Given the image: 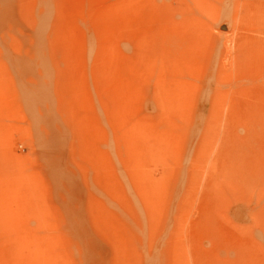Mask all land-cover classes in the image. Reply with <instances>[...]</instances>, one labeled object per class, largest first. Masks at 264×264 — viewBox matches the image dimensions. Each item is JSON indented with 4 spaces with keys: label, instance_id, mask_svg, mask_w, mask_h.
<instances>
[{
    "label": "rangeland",
    "instance_id": "1",
    "mask_svg": "<svg viewBox=\"0 0 264 264\" xmlns=\"http://www.w3.org/2000/svg\"><path fill=\"white\" fill-rule=\"evenodd\" d=\"M149 1L0 0V264H264V0Z\"/></svg>",
    "mask_w": 264,
    "mask_h": 264
},
{
    "label": "bare ground",
    "instance_id": "2",
    "mask_svg": "<svg viewBox=\"0 0 264 264\" xmlns=\"http://www.w3.org/2000/svg\"><path fill=\"white\" fill-rule=\"evenodd\" d=\"M134 2V4H133V6H132V9H133V23H134V25H135V23H136V25L138 26V25H144V26H146L145 24H149V23H151L150 22V17L153 15V13L150 11V8H149V0H133ZM184 1V0H183ZM194 2V1H193ZM195 2H196V4H198V5H202L201 4V2H200V0H195ZM181 3H182V1H181ZM188 3H189V1H188ZM191 3V2H190ZM186 4V3H185ZM151 5V4H150ZM190 5H192V4H190ZM263 6H264V4H263ZM142 7L145 9L144 10V12L142 11ZM193 7V6H192ZM202 7V6H201ZM146 12V13H145ZM169 15V14H168ZM181 15V14H180ZM166 17V16H165ZM174 17V16H173ZM166 22H168V19H166ZM165 22V23H166ZM188 27V26H187ZM186 27V28H187ZM143 29V28H142ZM189 29V28H188ZM143 30H147L146 28H144ZM136 31V30H135ZM153 31V30H152ZM136 36V35H135ZM138 38V37H137ZM136 41V40H135ZM175 41V40H174ZM134 43H137V45H138V42H134ZM135 45V44H134ZM171 45V44H170ZM135 47V46H134ZM138 49V48H137ZM136 49V50H137ZM135 50V51H136ZM138 50H140V49H138ZM137 53H139L140 54V52H138L137 51ZM136 53V54H137ZM135 54V55H136ZM140 57L141 56H138L137 57V59H135V61H136V64L138 63V66H139V63H140V65H141V61H140ZM142 59H143V57H142ZM141 59V60H142Z\"/></svg>",
    "mask_w": 264,
    "mask_h": 264
}]
</instances>
